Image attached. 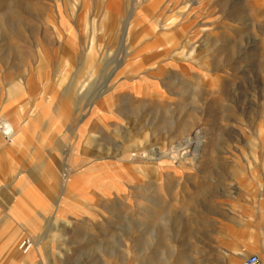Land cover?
<instances>
[{"label":"rangeland","instance_id":"374dc122","mask_svg":"<svg viewBox=\"0 0 264 264\" xmlns=\"http://www.w3.org/2000/svg\"><path fill=\"white\" fill-rule=\"evenodd\" d=\"M4 121L45 157L0 180L19 219L0 202V253L17 231L32 244L3 264H241L264 247V0H0L1 149Z\"/></svg>","mask_w":264,"mask_h":264},{"label":"crops","instance_id":"0c3cea01","mask_svg":"<svg viewBox=\"0 0 264 264\" xmlns=\"http://www.w3.org/2000/svg\"><path fill=\"white\" fill-rule=\"evenodd\" d=\"M87 72L88 71H86V70L83 72H78L79 75H77L78 77L81 78L80 82L82 83V85H84L86 87L91 86L92 83L94 82V80L96 79L97 75H98L96 70L93 71L92 74L86 75ZM77 81H78V79L75 82H77ZM29 126H32L36 132L40 131L39 129H37L36 124L34 122H29L28 127ZM26 131H27V133H26L25 141L28 144H26V142L24 141L23 145H25V146H22V148H17L16 145H13V146L8 145L6 148H2V149L0 148V166H4L6 168L5 173H2L0 171V180L2 181V183H7V181H9V183H11L12 186H14V184H16V186H18L19 175H20L19 170L21 167V164L18 161L19 160L18 158H20V156H26L28 158H35V156L38 155V156L45 157V155H41L38 152L39 148L37 147V145L34 144L35 141H34L33 136L35 135V133L31 134L30 132H28V128L26 129ZM30 135H33V136L31 137ZM42 137L44 139L46 138L45 136H42ZM2 140L5 141L6 138L2 137ZM26 145H28V147ZM29 145H31L32 147H29ZM1 186H2V184H0V187ZM11 197L13 199V193H12ZM0 202L7 209L5 212L6 221H8L9 225L11 227H13V225H14L13 222H16V223L19 222V219L14 215V211L15 210L17 211V209L14 210V208L9 207V205H8L9 201H6L4 198V195L1 193H0ZM8 218H10V220H8ZM21 236H22V234H20V232L17 231L9 237V240L3 246V250H2L3 252L0 253V264H3L2 259H3V254H5V253H8L9 255H11L14 258L16 263H17V260L30 261L31 262L29 257L25 256V254L21 255L20 250L17 248V244H18ZM253 243H255V242H253ZM235 250L236 249H230L229 252H235ZM255 250L256 251L258 250L260 253L259 255L261 257H264V247H262V246L259 247L256 245L255 246L252 245L249 247H245L242 250V252L243 253H250L251 251H255ZM230 259H231V257H229L226 264H233V262L230 263Z\"/></svg>","mask_w":264,"mask_h":264},{"label":"bare ground","instance_id":"6f19581e","mask_svg":"<svg viewBox=\"0 0 264 264\" xmlns=\"http://www.w3.org/2000/svg\"><path fill=\"white\" fill-rule=\"evenodd\" d=\"M63 96H65L66 95V92H64L63 94H62ZM67 106V105H66ZM65 106V107H66ZM5 123H4V126L2 127V131H1V134H2V136L4 137V138H7V140L9 139L10 141H11V143L10 142H6V143H8L9 145L11 144H13V143H15L16 141H14L15 139L14 138H16L17 136L16 135H24V133H25V131H23L22 129V131L19 129V126H15V125H13L12 123H8V122H6V121H4ZM26 125H27V123H25ZM22 137V136H21ZM10 145V146H11ZM20 244H22L21 246H20ZM25 245H27V248H26V250H23L22 252H24V253H26L28 250H29V248L32 246V244H31V241L30 240H28V239H24L23 240V237L21 236V238L19 239V242H18V244H17V248L19 249V250H21ZM233 256V255H232Z\"/></svg>","mask_w":264,"mask_h":264},{"label":"built area","instance_id":"2783aa9c","mask_svg":"<svg viewBox=\"0 0 264 264\" xmlns=\"http://www.w3.org/2000/svg\"><path fill=\"white\" fill-rule=\"evenodd\" d=\"M241 264H264V259L256 253H251L244 257Z\"/></svg>","mask_w":264,"mask_h":264}]
</instances>
